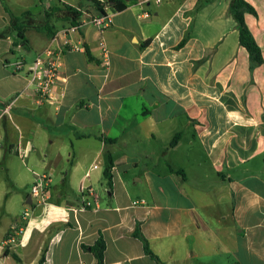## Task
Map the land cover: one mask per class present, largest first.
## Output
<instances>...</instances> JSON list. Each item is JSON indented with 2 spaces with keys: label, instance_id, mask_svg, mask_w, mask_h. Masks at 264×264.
<instances>
[{
  "label": "crops",
  "instance_id": "obj_1",
  "mask_svg": "<svg viewBox=\"0 0 264 264\" xmlns=\"http://www.w3.org/2000/svg\"><path fill=\"white\" fill-rule=\"evenodd\" d=\"M9 1L16 16L31 11L27 0H11L15 11ZM60 1L82 13L75 38L84 50L64 55L50 101L35 104L28 67L53 37L27 31L39 35L18 46L34 48L30 62L0 38V264L8 252L39 264L44 251V264H95L83 246L100 234L104 264H157L133 235L138 224L162 264H264V63L250 69L230 0H125L105 30L91 23L99 11L89 3ZM245 1L264 59V0ZM8 26L0 0V32ZM43 171L48 204L8 251Z\"/></svg>",
  "mask_w": 264,
  "mask_h": 264
},
{
  "label": "trees",
  "instance_id": "obj_2",
  "mask_svg": "<svg viewBox=\"0 0 264 264\" xmlns=\"http://www.w3.org/2000/svg\"><path fill=\"white\" fill-rule=\"evenodd\" d=\"M86 2L96 8L101 14H105L106 6L110 7L113 12H121L127 8L125 0H86ZM1 3L9 16V27L7 28V31L0 33V38H7L11 34L15 33L16 37L15 41H13L14 46L22 45L23 47H26L28 45L26 33L32 28L45 34L47 38H52L57 32L54 22H64L70 26H77L79 25L82 17V13L77 7L65 4L60 0H57L54 4H52L40 17L31 11H25L20 16H16L9 9L4 0H1ZM229 11L237 23L239 42L249 54L250 69L252 70L254 67L264 63V59L259 45L246 24L245 14L250 13L256 16L257 12L255 8L245 0H230ZM112 167L113 160L111 156H109L103 173L106 185L109 189L112 187ZM133 235L142 242L145 253L155 260L157 264H162L160 258L151 250L150 243L142 233L139 224L137 225ZM83 248L89 250L93 254L95 264H104L106 242L102 234H100L94 245L83 246ZM8 254L11 255L18 263L21 262L16 253L8 252ZM44 262L45 251L39 260V264H44Z\"/></svg>",
  "mask_w": 264,
  "mask_h": 264
},
{
  "label": "built area",
  "instance_id": "obj_3",
  "mask_svg": "<svg viewBox=\"0 0 264 264\" xmlns=\"http://www.w3.org/2000/svg\"><path fill=\"white\" fill-rule=\"evenodd\" d=\"M160 5L163 0H147ZM110 7H105V14L91 15V23L101 30L108 29L111 26ZM144 17L149 13L144 12ZM80 29L79 25H72L61 29L55 33L51 43L39 53L28 67L29 84L34 86L35 104H41L52 99L54 89L60 78V69L63 63V57L69 52H80L84 50L81 39H76ZM16 70H21L25 64L18 61L14 64ZM12 105V104H11ZM10 108V105L7 109ZM8 112V110H6ZM15 152L21 158L26 155V150L21 144L15 146ZM52 185L51 174L43 171L35 174V180L30 188L31 204L20 214L17 220L11 225L4 240L5 248L8 251H15L26 234V231L32 221L33 211L36 207L48 204L50 198V188Z\"/></svg>",
  "mask_w": 264,
  "mask_h": 264
},
{
  "label": "rangeland",
  "instance_id": "obj_4",
  "mask_svg": "<svg viewBox=\"0 0 264 264\" xmlns=\"http://www.w3.org/2000/svg\"><path fill=\"white\" fill-rule=\"evenodd\" d=\"M56 1L57 0H27L25 2V5H26V7H28V9H30L33 12L43 13L45 11V9H48ZM64 1H66L67 3H70V4H78V3H85L86 2V0H64ZM8 3L10 5V8L13 11L19 9L18 7H15V5L13 4V2L11 0ZM5 31H7V29L4 30V31H2V32H5ZM2 32H0V33H2ZM37 36H39V35H37L36 33L32 32L29 35L28 38L34 39V37H36V39H38L39 37H37ZM15 37H16V34L15 33H13V34H11L9 36V40L12 43V45H9L10 51L12 53H15V55H16V57L18 59H21L20 58L21 56H27V59H28L27 61L30 62L31 59H33V57L35 56L34 48H30L29 50H26V49L19 48L18 46H14L13 45V41H15ZM37 41H39V40H37ZM9 189L11 191L13 189L12 186H9ZM26 195H27L26 192L25 191H22L20 193V198L17 197L13 201L15 210H19L22 207V204L25 203V200H26L25 197H26ZM9 264H19V263L17 261H15L13 258H10L9 259Z\"/></svg>",
  "mask_w": 264,
  "mask_h": 264
},
{
  "label": "water",
  "instance_id": "obj_5",
  "mask_svg": "<svg viewBox=\"0 0 264 264\" xmlns=\"http://www.w3.org/2000/svg\"><path fill=\"white\" fill-rule=\"evenodd\" d=\"M27 203L31 204V195L28 197Z\"/></svg>",
  "mask_w": 264,
  "mask_h": 264
}]
</instances>
